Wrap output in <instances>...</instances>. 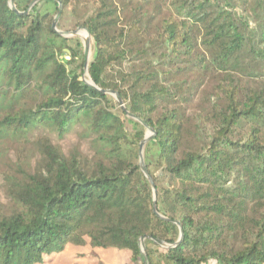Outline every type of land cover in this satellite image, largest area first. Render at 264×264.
<instances>
[{
    "label": "trees",
    "instance_id": "16d2710c",
    "mask_svg": "<svg viewBox=\"0 0 264 264\" xmlns=\"http://www.w3.org/2000/svg\"><path fill=\"white\" fill-rule=\"evenodd\" d=\"M0 192V264H264V0H0Z\"/></svg>",
    "mask_w": 264,
    "mask_h": 264
},
{
    "label": "rangeland",
    "instance_id": "374dc122",
    "mask_svg": "<svg viewBox=\"0 0 264 264\" xmlns=\"http://www.w3.org/2000/svg\"><path fill=\"white\" fill-rule=\"evenodd\" d=\"M57 15H55L56 18ZM61 21V16L59 18L58 23ZM58 25V24H57ZM69 23L66 19H64L61 22V26L65 28L68 26ZM78 29L83 28H77L75 31H66L68 30L67 27L64 30H60L61 32L70 34L73 32H76ZM80 37H72V38H78L80 41V44L82 45L83 53H84V40L87 35L84 31H80ZM71 39V38H70ZM67 52V51H66ZM69 53V52H67ZM93 56V46L91 41L90 46V53H89V59H88V65L92 59ZM67 60L70 58L65 56ZM84 60H85V53H84ZM81 80L86 81L89 84H92V81L89 77L88 71H86V63H84ZM75 136H71L66 138L64 141L61 142L64 149H68L70 144L75 140ZM0 196L1 192H0ZM131 253L129 251H123V250H116V249H96L92 248L89 245V241H87V245L85 246H74V245H68L65 250L61 253H54L50 258H47L45 264H133L130 261Z\"/></svg>",
    "mask_w": 264,
    "mask_h": 264
},
{
    "label": "water",
    "instance_id": "95a60500",
    "mask_svg": "<svg viewBox=\"0 0 264 264\" xmlns=\"http://www.w3.org/2000/svg\"><path fill=\"white\" fill-rule=\"evenodd\" d=\"M11 6H12V9L15 10L12 1H11ZM62 10H63V7H62V5L59 3V11H58V14H57V16H56V18H55V20H54V23H53L52 29H53L54 32H56L57 34H59V35L65 37V38L80 37V33H79V32H80L81 30L84 31V32L86 33L87 36H86L85 38H83V40H84V53H85L86 71H88V67H87L88 64H87V63H88L89 53H90L91 35H90L89 31H88L87 29H84V28H83V29H78L76 32H73V33H70V34H67V33H64V32L59 31L58 28H57V24H58L59 18H60V16H61ZM67 52H68V51H67ZM83 81H84V80H83ZM84 82H86V81H84ZM86 83H87V82H86ZM88 84H89V83H88ZM89 85L95 87L94 84H93V82H92V84H89ZM95 88H96V87H95ZM106 93H108V94L114 96V97L116 98V100L119 102V104L124 108L123 101H122V99L120 98L119 94H117V93H113V92H111V91H108V92H106ZM154 136H155V133H154L150 128L147 127V136H146L145 140H144V141L141 143V145H140V152H139V154H140V167H141L142 172L144 173V175L146 176V178L149 180V182H150V184L152 185V188H153V192H154V213H155L158 217H160V218H162V219H165L164 217H162V216H161L160 214H158V212H157V205H156V188H155L154 183H153V180H152V178H151V176H150V174H149V172H148V170H147V168H146V166H145V161H144V146H145V144H146L148 141L152 140ZM176 224H177V225L179 226V228H180V239H179V241L176 243V244H179V243L182 241V239H183V231H182L181 225H180L179 223H176ZM146 239H151V238H147V237H145V238H143V239L141 240V242H140L141 259H142L143 264H149L148 259H147V256H146V253H145V241H146ZM154 242H155L158 246H160V247H162V248H170V247H171V246L167 245L165 242L160 241V240H154Z\"/></svg>",
    "mask_w": 264,
    "mask_h": 264
}]
</instances>
